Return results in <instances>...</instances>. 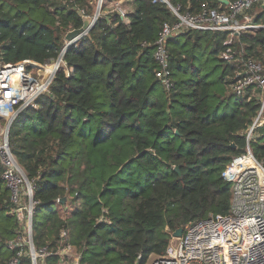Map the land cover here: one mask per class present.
Instances as JSON below:
<instances>
[{
    "label": "trees",
    "instance_id": "obj_1",
    "mask_svg": "<svg viewBox=\"0 0 264 264\" xmlns=\"http://www.w3.org/2000/svg\"><path fill=\"white\" fill-rule=\"evenodd\" d=\"M94 2L0 0V62L56 60L66 35L83 26L79 10L91 16ZM170 3L182 14L227 11L220 0ZM134 9L130 25L101 18L68 50L71 76L60 71L10 128L11 150L36 180V247H57L67 229L82 264H148L178 229L228 215L232 184L223 175L246 152L262 107L260 89L234 91L243 65L220 58L227 33L191 30L170 39L167 90L156 76L155 43L177 18L162 1L134 0ZM251 12L264 25V7ZM238 40L264 70V28ZM254 135L250 147L264 163V125ZM2 173L0 164V264H7L20 224Z\"/></svg>",
    "mask_w": 264,
    "mask_h": 264
},
{
    "label": "built area",
    "instance_id": "obj_2",
    "mask_svg": "<svg viewBox=\"0 0 264 264\" xmlns=\"http://www.w3.org/2000/svg\"><path fill=\"white\" fill-rule=\"evenodd\" d=\"M155 1L167 4L177 18L173 23L164 24L155 43L154 57L160 67L156 76L167 90L173 86L168 69L167 44L170 39L191 30L227 33L220 58L230 64L242 62L243 65L242 78L234 91L241 95L251 86L260 89L262 107L246 133V152L234 158L223 175L232 184L230 213L188 225L183 236L176 238L173 235L166 253L155 257L150 264H264V163L255 158L250 147L255 131L264 125V70L238 45L241 33L264 28L255 23L256 14L251 12L258 5L264 7V0H220L227 4V11L204 8L197 14L180 13L170 0ZM92 5L91 16L85 10H79L82 18L93 19L91 26L77 39L65 41L56 60L46 64L31 60L10 65L0 62V164L2 179L11 192L13 209L10 214L20 224L18 235L8 242L13 257L7 264H82V253L71 243L67 229L61 230L57 247H36L33 230L38 206L36 180H30L18 163L11 150L9 134L19 114L27 108H36L37 100L49 92L60 71L71 76L74 69L64 59L69 49L88 37L101 18L117 15L130 25V16L135 10L134 0H95ZM49 66L50 70L47 69ZM1 122L6 124L5 127Z\"/></svg>",
    "mask_w": 264,
    "mask_h": 264
},
{
    "label": "water",
    "instance_id": "obj_3",
    "mask_svg": "<svg viewBox=\"0 0 264 264\" xmlns=\"http://www.w3.org/2000/svg\"><path fill=\"white\" fill-rule=\"evenodd\" d=\"M92 20L93 19L91 17H84L83 18V26L80 29L70 31L66 35L65 41L71 42V41L77 39L78 37L82 36L87 31V29L91 26ZM176 171L179 172V168H177ZM64 201H66V199H64L63 202ZM183 234H184V229L181 228V229H178L174 233V237L181 238L183 236Z\"/></svg>",
    "mask_w": 264,
    "mask_h": 264
},
{
    "label": "rangeland",
    "instance_id": "obj_4",
    "mask_svg": "<svg viewBox=\"0 0 264 264\" xmlns=\"http://www.w3.org/2000/svg\"><path fill=\"white\" fill-rule=\"evenodd\" d=\"M2 123H3V122H1V124H2ZM5 125H6V124L3 123V124H2V127H5ZM154 258H155V256H153V257L150 259V261L148 262V264H150L151 261H152Z\"/></svg>",
    "mask_w": 264,
    "mask_h": 264
},
{
    "label": "bare ground",
    "instance_id": "obj_5",
    "mask_svg": "<svg viewBox=\"0 0 264 264\" xmlns=\"http://www.w3.org/2000/svg\"><path fill=\"white\" fill-rule=\"evenodd\" d=\"M51 66L47 67L48 70H50Z\"/></svg>",
    "mask_w": 264,
    "mask_h": 264
},
{
    "label": "crops",
    "instance_id": "obj_6",
    "mask_svg": "<svg viewBox=\"0 0 264 264\" xmlns=\"http://www.w3.org/2000/svg\"><path fill=\"white\" fill-rule=\"evenodd\" d=\"M132 7V6H131Z\"/></svg>",
    "mask_w": 264,
    "mask_h": 264
}]
</instances>
